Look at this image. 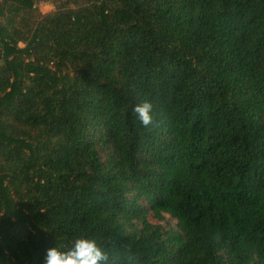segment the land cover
I'll list each match as a JSON object with an SVG mask.
<instances>
[{"label":"trees","instance_id":"trees-1","mask_svg":"<svg viewBox=\"0 0 264 264\" xmlns=\"http://www.w3.org/2000/svg\"><path fill=\"white\" fill-rule=\"evenodd\" d=\"M41 1L0 0V264H264V0Z\"/></svg>","mask_w":264,"mask_h":264},{"label":"clouds","instance_id":"clouds-1","mask_svg":"<svg viewBox=\"0 0 264 264\" xmlns=\"http://www.w3.org/2000/svg\"><path fill=\"white\" fill-rule=\"evenodd\" d=\"M152 108L149 99L138 102L133 108V113L146 128L153 123ZM108 260V253L99 246L96 239L81 235L70 248L62 249L57 245L48 248L44 264H106Z\"/></svg>","mask_w":264,"mask_h":264},{"label":"rangeland","instance_id":"rangeland-1","mask_svg":"<svg viewBox=\"0 0 264 264\" xmlns=\"http://www.w3.org/2000/svg\"><path fill=\"white\" fill-rule=\"evenodd\" d=\"M79 5L77 3L68 2L66 0H43L38 3V6L34 10H26L24 11V14L29 19L31 24H38L41 21H44L46 18H48L51 14L61 11H72L74 9H78ZM151 219L153 221H160L165 226H168V221L171 222V224L176 225L177 220L173 218L171 215L167 214L166 218L160 220L158 218H155L154 216H151Z\"/></svg>","mask_w":264,"mask_h":264}]
</instances>
